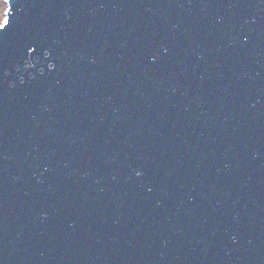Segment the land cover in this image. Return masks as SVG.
I'll return each instance as SVG.
<instances>
[{"label": "water", "instance_id": "water-1", "mask_svg": "<svg viewBox=\"0 0 264 264\" xmlns=\"http://www.w3.org/2000/svg\"><path fill=\"white\" fill-rule=\"evenodd\" d=\"M5 1L0 264H264V0Z\"/></svg>", "mask_w": 264, "mask_h": 264}, {"label": "rangeland", "instance_id": "rangeland-1", "mask_svg": "<svg viewBox=\"0 0 264 264\" xmlns=\"http://www.w3.org/2000/svg\"><path fill=\"white\" fill-rule=\"evenodd\" d=\"M6 6H7L6 5V1L5 0H0V24L4 20Z\"/></svg>", "mask_w": 264, "mask_h": 264}, {"label": "snow or ice", "instance_id": "snow-or-ice-1", "mask_svg": "<svg viewBox=\"0 0 264 264\" xmlns=\"http://www.w3.org/2000/svg\"><path fill=\"white\" fill-rule=\"evenodd\" d=\"M10 25H11V20L9 19L7 25H5V27H4L2 30H0V32H2V31H6L7 28H8Z\"/></svg>", "mask_w": 264, "mask_h": 264}, {"label": "clouds", "instance_id": "clouds-1", "mask_svg": "<svg viewBox=\"0 0 264 264\" xmlns=\"http://www.w3.org/2000/svg\"><path fill=\"white\" fill-rule=\"evenodd\" d=\"M50 67H53V65H51Z\"/></svg>", "mask_w": 264, "mask_h": 264}]
</instances>
